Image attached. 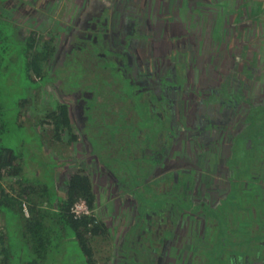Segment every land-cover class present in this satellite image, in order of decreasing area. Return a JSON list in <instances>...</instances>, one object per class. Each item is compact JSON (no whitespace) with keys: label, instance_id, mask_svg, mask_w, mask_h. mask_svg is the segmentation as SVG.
I'll return each mask as SVG.
<instances>
[{"label":"rangeland","instance_id":"1","mask_svg":"<svg viewBox=\"0 0 264 264\" xmlns=\"http://www.w3.org/2000/svg\"><path fill=\"white\" fill-rule=\"evenodd\" d=\"M44 1L47 4L49 0ZM90 1L91 4L83 0L79 9L68 13L63 10L61 14L73 15L71 22L64 20L62 22L68 23L69 26L62 28L64 31L60 37L63 50L68 46V49L64 50L61 64L58 62L57 64L53 59L41 62L47 56L44 46L41 48L36 45L34 50L38 54L30 57L27 43L22 44L18 30L11 22L6 26L3 22L5 17H1L4 16V12L0 11V40L9 41L4 43L3 51L0 53V147L10 149L16 158L22 159L21 167L27 172V178L31 182L46 185L49 183V173L52 172L53 165L57 164L48 154L56 151L54 148L42 146L37 133L43 129L40 122L54 111L57 115L55 119L63 124L65 116L62 115L59 105L68 106L66 102L70 100L73 102L84 100L90 111L85 122L79 123L77 128L75 123L69 124V127L63 128L62 131L68 133L83 131L92 138V142L97 143L98 151L90 150L93 143H86L85 147L80 142L78 151L76 149L73 151V159L70 160L72 156L68 158L74 167L67 172L71 174L76 170L86 175L95 185L97 195L94 199L108 203L105 206L100 205L101 209L98 211L100 216L95 213L98 215L96 219L104 217L103 212L108 208L114 228H109L110 232L105 233L106 235L86 234L84 243L90 250L87 255L69 230L64 228L63 233L61 230L55 231L49 244L51 248L43 249L46 252L45 262L35 259L34 256L33 263L29 239H24L17 229V223H23L22 214L18 212L14 216L17 220L12 224L9 223L10 214L4 210L2 216L5 225L3 227L1 225V232L7 233L8 240H2L0 247L4 254L8 255L6 264H155L154 257H157V264H169L166 249L172 251L173 248L163 246L161 254V246L172 238L174 229L172 227L178 213L183 214L179 217L181 220L186 217L185 215L191 216L187 221L190 224H185L186 227L189 225L190 228H195L196 221L191 219L198 215L202 217L204 225L203 232H199L198 236L190 237L191 239L185 236L182 242L179 241L177 244V247L181 248V245L187 244L183 241L194 242L189 250H186L190 251L186 264H264V232L261 230L264 219L257 205L258 202L264 201L262 194L264 133L258 136L259 133L255 130L256 127L264 126V8L253 14L242 13V17L240 14H237L238 17L235 15L237 19H241L240 21L246 17L245 22L249 19L253 22H249L253 24V29L251 24L244 30L241 29L250 32L243 33V36L247 34L242 36L246 37L245 39L237 40L238 30L227 26L214 29L216 35L219 33L218 35L225 36L224 39L218 40V43L213 42L214 37L206 38V43H198L197 36L200 31L201 36L205 33L211 35L210 30L213 29H199L197 26L187 29L188 23L196 25L197 15L203 20L215 18L231 20L233 17L221 9L215 13H204L205 15L197 11L191 13L183 11L180 0ZM38 4L39 0H23L22 6H28L33 10ZM65 7L67 6H64V9ZM92 13L95 15L92 16ZM23 15H27V12ZM70 28L73 29L71 34ZM111 28L114 34L118 28L121 40H124L125 44L117 47L121 40H117L111 33L110 36L113 38L109 46L104 47L99 43L101 50H96L94 41L109 37L108 32ZM146 28L150 31L148 29L145 31ZM187 30L193 34L192 38L184 37ZM241 30L239 34H242ZM249 36H255L254 42L249 41ZM150 38L151 44L146 43ZM137 41L153 51L149 60L155 65L157 74L160 68H165L169 73L170 65L175 69L174 74L165 76L168 77V82H173V92L170 94L174 101L172 106L175 109L180 107L182 118L184 112L186 113L184 120L180 119L188 126L197 129L198 116L208 117L212 112L220 111L224 116L230 113L232 107L235 109L233 114L241 115L242 122L237 134L230 137L227 150L220 147L219 157L214 155L218 166L216 169L222 170V162H225L230 180L229 189L219 183L215 190L222 193L214 200L209 198L213 196L209 192H204L203 196L195 194L197 198L189 192L191 190L189 179L181 177L184 169L178 172L179 169L165 171L159 168L161 173L175 170L173 175L182 178L177 179L178 184L173 183L174 185L164 187L158 181V178L164 175L147 164L151 163L149 158L151 154H155L154 158L156 155H163L166 150L162 151V148L169 146H158L157 135H160L161 128L166 127L168 133L162 130L164 136L161 140L168 144L169 138L181 131L183 123L176 121L174 117L172 126L164 124L162 127L161 121L152 117L150 110L147 112L149 105L155 104L153 95L156 91L138 88L139 77L135 79L134 76L137 74L129 77L132 72L130 69L126 72L127 77L119 67L113 70L114 64L116 65L113 56L120 58L123 68L125 62L122 59L133 55ZM70 43L72 44L69 46ZM203 51L211 56L208 58ZM145 63L143 60V68L139 65L143 75ZM55 67L57 69L53 76ZM151 70L155 71L154 68ZM185 70L189 72L188 75ZM212 80L216 81L217 86H214ZM204 81L207 83H202ZM214 91L216 94H211ZM60 92L62 97L59 96ZM210 95L213 101H207ZM214 102L218 103V108L215 107L213 111L212 108L216 106ZM163 105L166 103L162 102ZM233 114L231 110V115ZM23 118L24 122H20ZM124 123L129 129L128 137L123 135L122 138L114 140L116 143H113V146L109 141L99 143L97 132L111 129V125L124 131ZM210 126L214 127L205 125ZM228 126L231 125L228 123ZM170 127L174 130L172 131ZM114 130L111 129L110 134ZM128 138L130 141L132 138L133 145H130ZM183 138L176 141L173 152L177 156L183 154L193 157V153L201 147L202 142L199 138L195 141L188 137ZM242 144L244 150L241 155H237L235 148ZM143 146L147 149L144 153ZM100 151L103 155L99 156ZM225 153L229 154L227 158ZM181 159L180 156L177 161L183 162ZM14 161L17 160L13 159L12 163ZM210 164H213L212 158ZM162 165L161 163L160 166ZM39 168L44 172L40 170L35 172V169ZM210 172L213 176L211 169ZM61 176L63 177L62 173L60 178L56 175L57 183L62 180ZM147 178L152 180L146 183L144 179ZM115 179L118 180L120 188L116 187ZM256 185L258 188L254 190ZM37 187H40V184ZM120 194L128 195H123L125 199H121ZM127 197L134 200V203L126 200ZM98 205L96 202L95 206ZM124 206L130 211H126L127 215L123 218ZM227 212L231 213L228 219L225 218ZM51 225L54 226V223ZM159 228L162 230L159 231ZM136 259L139 260L138 263Z\"/></svg>","mask_w":264,"mask_h":264},{"label":"crops","instance_id":"2","mask_svg":"<svg viewBox=\"0 0 264 264\" xmlns=\"http://www.w3.org/2000/svg\"><path fill=\"white\" fill-rule=\"evenodd\" d=\"M13 1H14V3H13ZM82 1L83 0H49L47 2V4H45L44 0H39L38 6H36L32 10V8L29 9L28 6H22L23 0H19V2L18 1L16 2V0H3L2 2H0V11L4 12V14H3L4 16H1V17L7 18V20H9L11 23H13L15 25V27L18 30L19 36L22 39L24 44H25V42H27L28 35H30V36L34 35L35 36L34 45L40 46L41 48L44 46V49L46 50L47 56L42 61H48V60L53 59L54 61H56V63L58 62L59 64H61L62 61H59L60 57L62 56L61 54L67 48H65L63 50V45L61 46L60 37L62 36V33L64 31L62 28L63 27L67 28V26H69L68 23H62V22H63V20L67 21V22H71V20H72L71 16H73L71 14H63L64 16L61 14L63 13V10H66L65 12L68 13V11H71V10L74 11V10H76V8L79 9L80 6L82 5ZM87 1L90 4L92 3V1H90V0H87ZM137 2H138V0H137ZM180 2H181L182 10L183 11L186 10L187 12H190V13L192 11H197L198 13L200 12V13H203L202 15H205V14H207V12L208 13L209 12L215 13L216 11H219V9H221L233 17L231 20H224V19L220 20L217 18H215L214 20L213 19L203 20L199 15H197L198 21H197L196 25H194L195 23H192V24L188 23L186 25L187 29H191V27H194V26H197L199 29H201V28H206V29L212 28L213 29V30H210L211 35L205 33L203 36H201V31H200L198 33L199 37L197 36V38L199 39L198 43H206V40H205L206 38L212 39L213 37H214L213 42L218 43L219 42L218 40L224 39L225 36L218 35L219 33L216 35L214 29L216 27L221 28V27H227V26H230V27L238 30V31H236V33H237L236 39L237 40L238 39H240V40L245 39L246 37L245 38H243V37L246 36L247 34H244V36H243V33H247L248 31L244 32L241 29L244 30V28L249 27V25L253 22H251V19H249V21L245 22L244 19H247L246 17L242 18L243 21H240L241 19L238 20L236 17H238L239 14H240L239 16H241L242 13L253 14V13H256L257 11H262L264 8L263 7V0H180ZM64 6H67V7H65V9H64ZM25 12H27V15H23V13H25ZM117 12H118V10H117ZM80 13H81V11H80ZM235 15H237V16L235 17ZM22 16H24L23 20H22ZM75 18H76V16H75ZM75 22H77V18L75 19ZM249 22H251V23H249ZM133 26L135 27V25H133ZM253 28H254V26H253V24H251V29H253ZM149 29L151 30L152 28L149 27ZM239 30H241L242 34H239ZM248 33H250V32H248ZM184 34H185L184 37H187V38H189V37L192 38V35H193L191 33V31H188V30ZM238 35H240V36H238ZM200 39H203V40H200ZM254 40H255V36H249L250 42L251 41L254 42ZM243 43H246V42L243 41ZM36 53L38 54V52H36V50H34V48H33L32 55L36 54ZM200 53H201V51H200ZM155 54H157V53H155ZM189 54H190V52H189ZM203 54H206L207 57L211 56V54L207 53L206 51H203ZM60 68H61V66H59V69ZM54 69L55 70L52 74L53 76L55 75V71L57 68L55 67ZM228 115L229 114L226 113L223 116V118L227 122H229V124L231 126H233L235 124L238 127L240 125V123L242 122V120H241L242 118L240 117L241 115L233 114V115H231L233 117H230ZM46 118H47V116L44 119H45V123H47L48 126L43 125L42 126V128H43L42 132H38L36 130V127L34 128V130L37 131L38 135L40 136L43 147L48 148V149L54 148V151H56V152H53V154H48V155L53 157V162L57 163L56 166L53 165L54 168H53L52 172H50L49 174L52 176L58 175L57 178H60V173H62L63 177L61 176L62 180L60 181V183H57L56 179L54 180L53 183L52 182L50 183L48 180V182L50 184L49 189L51 188V191L54 193L55 197L61 196L62 198H64V197H66V190H65L66 186H65L64 182L66 181V179H68L70 177V175L72 176L74 173H77V171L75 170L74 173L68 174V172H67V171H69L68 169L71 170V168L74 167V165L71 164L72 162H70L68 160V158L70 156H72L73 151L75 149L78 151L77 148H78V145H80V142H82V144L85 147L89 142L93 143L90 146V150H93V151H96L98 149L97 148L98 145H97V143L95 144V142H92L93 141L92 138L90 136H88L87 134H85L83 131L80 132V130H77V131H73L70 133L63 132L62 126L60 128L56 129L55 126L50 124V122H46L47 121ZM66 121L69 124H74V121L72 119L67 120V118H66ZM40 123L42 125V123H44V122L41 121ZM66 129H67V127H66ZM122 136L123 135L117 136V139L121 138ZM221 140L222 139H220V141ZM109 143H111V142H109ZM224 146H227V144L226 145L224 144ZM243 147H244V145L242 144V145L235 148V152L237 153V155L242 154V152L244 150V149L242 150ZM224 149L226 150V148H224ZM93 151L91 154H93ZM12 154L13 153L10 150V151L3 152L2 156L4 158H6L7 160H9V159H11ZM100 154L103 155V153H101V151L98 152L99 156H100ZM179 156L182 157L183 154H179ZM176 158L177 157H175V153L173 152L172 159L176 160ZM72 159H73V156L70 160H72ZM258 162H260V160ZM18 163H19V160L14 161L12 163V165H17ZM262 165H263V169H264V157H262ZM225 166H226V163L222 162V166H221L222 170H218V169H216V168H218V166H217V163L215 161L214 165L212 167V173H213V176H212V175H210L211 172H210V163H209L208 167L202 169L201 172H199L200 173V175H199L200 180L201 181L203 180V183H205V186L212 187L213 189H215L219 185V183L221 185L229 188V181H230L228 179L229 178V170ZM67 167H69V168H67ZM56 168H58V170ZM38 170H40V168L35 169V172ZM40 171L44 172L42 169ZM118 188H120V186H118ZM91 190H92L94 198H96V195H97L96 187H95V185L92 184V182H91ZM262 193L264 195L263 191H262ZM120 195H121L120 198L122 199V198H124L123 195H128V194H120ZM126 200L132 201L130 197L129 198L127 197ZM96 202L99 204L98 206H95ZM94 204L95 205H94V215L93 216L96 218V216L99 215L98 211H99V209H101L102 204H103V206H105L108 203L105 201H102V200L100 202H98L96 199H94ZM257 205L259 207V212L261 214V217L264 218V210H263L264 204L262 202L261 203L258 202ZM126 211H130V210H128V208L126 210V207L124 206L123 207V212H124L123 214H125ZM95 213H97L98 215H96ZM131 213L133 214V212H131ZM109 214L110 213H108V208H107V210H105L103 212L104 217H99V219H98L103 225V227H102L104 229L103 235H106L105 233L110 232L109 228H112V227L114 228V223H112L113 219H112V217H110L111 215H109ZM126 215L127 214H125L123 216V218ZM185 216L186 217H184V220H185V224H187V223H189L187 221L190 220L191 216L190 217H188L187 215H185ZM103 219H105V220H103ZM199 219L202 222V217ZM191 221H195V219L193 218V219H191ZM184 228H185L184 231L182 229H179L177 231V233L175 235L176 236L175 242L173 243V244H175V246L171 247V248H173L172 251L171 250L169 251L167 249V252H166L167 256L166 257L168 259L169 264H186V262L189 260L187 258V254H189L190 251L186 252V250L187 249L189 250V246L190 245L192 246V244H194V242L189 243L188 241H183V243L187 242V244H186V246L181 245V248L177 247L178 245L176 244V242L177 243L179 241L182 242V240L185 236L187 237V239H189L190 237H195V236H198L199 234H196L190 228L189 225L187 227L184 226ZM263 228H264V226L262 227V229ZM187 245H188V248H187ZM185 259H186V261H185ZM182 261H183V263H182Z\"/></svg>","mask_w":264,"mask_h":264},{"label":"trees","instance_id":"3","mask_svg":"<svg viewBox=\"0 0 264 264\" xmlns=\"http://www.w3.org/2000/svg\"><path fill=\"white\" fill-rule=\"evenodd\" d=\"M3 22L6 24V26L8 22L10 23L7 18H5ZM11 24L15 27L13 23ZM118 28H120V26ZM118 28L116 29L117 32L119 31ZM112 33L115 37V32ZM34 38V35H28V40L27 42H25L28 45V53L30 54V57L32 56V50L35 47ZM7 42L9 41L0 40V53L3 51L4 43ZM22 44L25 45L23 41ZM66 48L68 49V47ZM64 114L65 113H63L62 115ZM20 116L22 117V114ZM56 117L57 115L55 114V112H52L47 116L46 122H50V124L55 126L56 129L60 128L61 126H65L63 128L68 127L66 118H64L65 122L61 124V121L55 119ZM23 120L24 118L21 119L20 122H24ZM43 122L44 123H42V125L46 126L47 123H45V120ZM104 122L106 121L104 120ZM125 123L128 124L126 121ZM126 124L123 125L125 128L124 131H120L119 128L116 129L115 125L113 124L114 126H110L111 129H115L112 134H110L111 129H105L103 130V132H97L99 143L102 141L110 142L111 140L110 144L113 146V143H115L117 136L122 134L125 137H128L127 133L129 129H127L128 127L126 126ZM128 140L130 141L129 138ZM133 142L134 141L131 139L130 145H133ZM5 151H10V149H7L6 147H0V227L1 225L2 227L3 225H5L3 219L4 216H2L4 210L8 211V213L10 214V216H8L10 219L9 223L12 224H14V222H16L15 220H17L14 218V216H16L18 212L20 213V215L22 214L21 221L23 223H17V229H19V233H21V236L24 239H29V242L32 246L33 263H35L34 256L35 259H38L41 262H45L46 252H44L43 249H50L51 246H49V244H51L50 241L52 239V235H54L55 231L60 232V230L61 233H63L64 228L65 230H69L72 235L74 234L75 240H77L81 245L84 254H89L90 250L84 243L85 235H101L104 233L102 223L93 216L94 196L91 190V182L89 178L84 174H81L80 172L74 173L72 176L70 175V177L64 182L66 186V197H55L54 193L51 191V188L49 189L48 187L50 185L49 183H47L46 185H41V183L39 182L40 187H37V185L39 186V184H37L36 182H31L30 179L27 178V172L22 171L24 170L21 167L23 162L22 159L20 160L19 158H16L15 154L12 152L13 154L11 159L7 160L2 156L3 152ZM13 159L19 160V163L17 164L18 166L12 165ZM55 177L56 176L50 175L48 178L49 182L53 183V180L56 179ZM79 198H82L87 202L92 212L90 216L75 220L69 213V210L73 203ZM51 223H54V226H52ZM173 226H175V224H173ZM7 238V233L2 234L0 230V245H2V240H8ZM0 249L2 251L1 254L3 255L1 264H6L8 263V255L4 254V250L1 247ZM234 260L235 259H233V261ZM88 262H90V259H88Z\"/></svg>","mask_w":264,"mask_h":264},{"label":"flooded vegetation","instance_id":"4","mask_svg":"<svg viewBox=\"0 0 264 264\" xmlns=\"http://www.w3.org/2000/svg\"><path fill=\"white\" fill-rule=\"evenodd\" d=\"M93 15H95V14L92 13V16ZM131 25H133V24H131ZM113 29H115V27ZM147 29L148 28H146L145 31ZM72 31L73 30H69V34H71ZM110 33H112V29L108 32L109 37L94 41L95 45L97 46L95 48L96 50L97 49L101 50V49H99V43H101V45L103 44L104 47L109 46V42L111 43V39L113 38L110 36ZM115 35H116L115 37H117L116 38L117 40L118 39L121 40V34L119 31ZM118 36H119V38H118ZM135 43L136 44L134 46V52H132L133 55L132 56H126L125 60L122 59V61L125 62L123 68H122L123 63L120 61V58L112 55L114 58V61L116 63V65L114 64L113 70L116 67H119V70L124 72V75L127 77L126 72H127V70L130 69V71H132V72H130L131 74L129 77H132V75H136V74H137V76H134L135 79L139 77L138 78L139 79L138 80V84H139L138 88H141V89L146 88V89H152V90H154V92L156 91L155 94L153 95L154 99H155V104L151 103V105L149 106V108H150L149 110L152 113V115H151L152 117H154L157 121H161L162 127L164 124H169L172 126V124H173L172 120L174 117H175L176 121L177 120L182 121L181 119L184 120V118L187 116L186 113L184 112V114H183L184 118H182L180 116L181 115L180 107L179 108L177 107L175 109L172 106V103H174V101L172 100L170 94H172V92H173V90H172L173 82H168L169 79L167 76H165L166 74H174L175 69L173 67H171V65H170L169 73L167 71H165V68H160V69H158L160 71L157 74V69L155 70V65H152L151 60H149L150 55L153 54V51L151 50V48L148 49L147 46H143V44L140 43L139 41H137ZM146 43L151 44V38L149 39V41L147 40ZM71 44L72 43H70L68 45L70 46ZM124 44H125L124 40H121V42L117 43V47L124 45ZM125 49H127V48H125ZM106 50H107V48H106ZM61 55H62L61 56L62 58L60 57L59 61L63 62L64 51ZM143 60L146 61V63H145L146 69H145L144 75L141 73V69H139L140 68L139 65L141 66V68L144 67V65L142 64ZM150 68L151 69L154 68L155 71H152ZM179 68L181 69L180 65H179ZM183 68H184V66H183ZM131 69H133V70H131ZM185 72H186V75H188L187 73H189V72H187L186 70H185ZM151 76H152V78H150ZM171 77H172V75L170 76V78ZM155 78H156V80H155ZM200 80H201V77H200ZM212 82H213V80H212ZM168 83H171V84H168ZM202 83H207V82L204 81ZM213 84H215L214 86H217L216 81H214ZM137 91L139 92L140 89H137ZM146 92L149 93V91H146ZM211 94H216V92L214 91ZM142 95H143V93H142ZM59 96L62 97L61 92H60ZM228 97L230 99H232L231 96H228ZM66 99H68V98H66ZM207 101H213L212 95L209 96ZM162 102L166 103V105L162 106ZM168 102H169V107H168ZM66 104L68 106H66L65 104L64 105L60 104L59 106L61 107L62 112L65 113L64 114L65 118H67V120L72 119L75 123L76 128H77L78 127L77 125H79V123L84 121L86 119V116L90 112L89 107L87 106V103H84V100H83V102H79V101L73 102L72 100H70V101L66 102ZM220 104H221V102H220ZM214 105H216V106H214L212 108L213 111H214L215 107L218 108V103H215ZM177 109H179V110H177ZM231 110H232V114H233L235 109H233V107H232ZM231 110H230L229 116L233 117V116H231ZM197 119H198L197 129H195L194 127L188 126L186 123H184L182 121L183 127H181V129H180L181 131L178 132L177 135H175L174 137L171 136L169 138L170 143H168V144H164V142H162V140H161L162 136H163L162 130L164 129L163 131L167 132L166 127L161 128V130L159 132L161 138H159L158 146H160V147H162L164 145H167V146L169 145V146H168V148H162V151H165V150L166 151L162 156V160H161L160 164L162 163L163 165L160 166V169L165 170V171H168L170 169H179L178 172L179 171L182 172V170L184 169L183 174H181V177L189 179V181H190L189 184H191V186H190L191 190H189V192H191V194L193 196L195 194L197 196H200V195L203 196L204 192H209L211 195H213L212 197H209V198L210 199L212 198L214 200L216 198V196H218V195L220 196V193H222V192H217L218 190L216 191L212 187L205 186V183H203V180L202 181L200 180V177H199L200 173L199 172H201L202 169L208 167V164L210 163V158L213 159V164H210V169L212 170V167H213L214 161H215L214 155L216 157H219V155H220L219 149L221 151L220 147L226 148V150H227V146H224V144L225 145L228 144L230 137L237 134L239 126L238 127L236 125L235 126L234 125L228 126L229 122H227L223 118L221 111L218 113L212 112V114H210L208 117H206V115L204 117L202 116V118H200L198 116ZM206 124L214 125V127H212V126L205 127ZM68 127H69V123H68ZM170 128L172 129V127H170ZM173 130H174V128L172 129V131ZM40 131L42 132V130H40ZM185 133H187V134H185ZM183 137H188V139H190L191 141H195L197 138H199L200 141L202 142L201 143L202 145H201V147L196 149V152H194L195 154L194 153H193V155L191 154L193 157H191L189 155H185V156L183 155L181 157L182 158L181 160H183V162H178L177 160L179 159L180 156H177V154H175V157H177L176 160L172 159L173 150H174L173 148L175 146L176 141H178L179 139H184ZM220 139H222L223 141H220ZM224 152H226V151L224 150ZM225 154H226L225 158H227L228 157L227 155H229V154L228 153H225ZM157 158H158V156H157ZM174 171L175 170H173V172ZM173 172L162 173V175H165V177L170 178L171 177L170 173H173ZM181 177L178 176L177 178L179 180H181L182 179ZM115 182H116V186H117L118 180H115ZM194 197H196V196H194ZM133 201H132V203H134ZM136 202L137 201H135V203ZM199 218H201V216H198L195 218V221H196L195 228H191L196 234H199V232H203V230H204V225L202 224V222ZM184 226H185V220L180 219L178 221L177 225L172 227V228H174L172 231L173 232L172 238L170 239V241L162 244L161 254L163 253L162 251L164 250V249H162L163 246H165L167 248H169V246L174 247L173 243L175 242V238H176L175 235L179 229H182L184 231V229H185ZM161 230L162 229H160L159 231H161ZM134 244L138 245L135 242H134ZM176 244H178V243L176 242ZM161 254L158 257L159 261H160ZM122 258H123V256H122ZM154 258H155L154 263L157 264V261H156L157 257H154ZM135 261L137 263L139 262L138 259H136Z\"/></svg>","mask_w":264,"mask_h":264},{"label":"water","instance_id":"5","mask_svg":"<svg viewBox=\"0 0 264 264\" xmlns=\"http://www.w3.org/2000/svg\"><path fill=\"white\" fill-rule=\"evenodd\" d=\"M263 5H264V0H263ZM142 97H143V95H142ZM151 105V104H150ZM149 105V106H150ZM147 112L149 113V108L147 109ZM235 115H237V114H235ZM260 115V114H259ZM164 130V129H163ZM255 130L259 133V135L258 136H261V134L262 133H264V126H260V127H256L255 128ZM164 133H166V131L164 132ZM164 133H163V136H164ZM127 134H129V133H127ZM157 134H159V133H157ZM158 136V139L159 138H161V136L160 135H157ZM156 136V137H157ZM162 136V137H163ZM258 136H257V138H258ZM132 139V138H131ZM158 143H159V140H158ZM137 144V143H136ZM145 147L143 146V153L145 152V150H147L146 148L144 149ZM148 153H150V151H147ZM154 156H155V154H151L150 156H149V158H150V162L151 163H147V164H150V166H151V168H153V169H157L156 170V172H159L160 174H162L160 171H159V168H160V162H161V160H162V156L163 155H159L158 156V158H157V155H156V157L154 158ZM145 160H143V162H144ZM145 163V162H144ZM153 169H151V172H153ZM175 172V171H174ZM174 172L173 173H170V175H171V177L169 178L171 181H169V179L167 178V177H165V175L163 176V177H161V178H158V181H159V184L160 185H162V186H168V185H174L173 183H177L178 181H177V176H175V175H172V174H174ZM116 180V179H115ZM152 179H144V181L146 182V183H148L149 181H151ZM156 182V181H155ZM178 184V183H177ZM117 186H119L118 184H117ZM176 186H178V185H176ZM257 187L254 189V190H256L257 188H258V185H256ZM176 188V187H175ZM174 188V189H175ZM263 192H264V190H263ZM263 194V193H262ZM262 203L264 204V201H262ZM185 213H186V211H185ZM183 214H181V213H178L177 214V217H176V221H175V226L177 225V223H178V221L180 220L179 219V217L180 216H182ZM198 215V214H197ZM199 216V215H198ZM231 217V213L230 212H227V216L225 217L226 219H228V218H230ZM264 219V218H263ZM217 226V225H216ZM261 230H262V232H264V228L262 229L261 228Z\"/></svg>","mask_w":264,"mask_h":264},{"label":"built area","instance_id":"6","mask_svg":"<svg viewBox=\"0 0 264 264\" xmlns=\"http://www.w3.org/2000/svg\"><path fill=\"white\" fill-rule=\"evenodd\" d=\"M91 212L92 211L90 210L87 202L82 198L77 199L73 203V205L70 207V210H69V213L75 220H79L83 217L90 216ZM0 230H1V227H0ZM1 260H2V255H1V249H0V264H1Z\"/></svg>","mask_w":264,"mask_h":264}]
</instances>
